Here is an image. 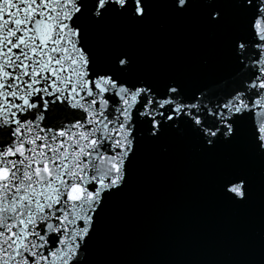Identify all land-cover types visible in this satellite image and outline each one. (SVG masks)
I'll list each match as a JSON object with an SVG mask.
<instances>
[{
	"label": "snow or ice",
	"instance_id": "obj_1",
	"mask_svg": "<svg viewBox=\"0 0 264 264\" xmlns=\"http://www.w3.org/2000/svg\"><path fill=\"white\" fill-rule=\"evenodd\" d=\"M157 7L196 13L222 37L227 98L188 99L178 78L137 75L129 51L97 55L110 20L144 26ZM169 132L213 159L236 153L213 179L231 204L251 200L245 161L264 165V0H0V264H113L100 254L108 212L144 146Z\"/></svg>",
	"mask_w": 264,
	"mask_h": 264
},
{
	"label": "water",
	"instance_id": "obj_2",
	"mask_svg": "<svg viewBox=\"0 0 264 264\" xmlns=\"http://www.w3.org/2000/svg\"><path fill=\"white\" fill-rule=\"evenodd\" d=\"M94 40L102 59L113 48L129 51L137 75L182 80L188 99L198 90L213 100L232 91L233 67L218 58L222 37L203 32L196 13L177 20L157 7L146 25L110 20ZM237 158L223 152L213 159L189 134L169 132L159 145H145L132 184L108 212L101 258L113 264H260L264 165L245 161L253 194L244 206L225 200L213 179L218 163Z\"/></svg>",
	"mask_w": 264,
	"mask_h": 264
}]
</instances>
